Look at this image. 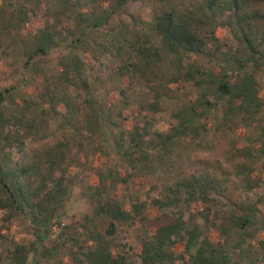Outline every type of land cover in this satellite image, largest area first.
Returning a JSON list of instances; mask_svg holds the SVG:
<instances>
[{
  "label": "trees",
  "instance_id": "obj_1",
  "mask_svg": "<svg viewBox=\"0 0 264 264\" xmlns=\"http://www.w3.org/2000/svg\"><path fill=\"white\" fill-rule=\"evenodd\" d=\"M13 1L0 2V44H4L3 52L7 51L6 54L11 49L21 48L24 63L29 64L57 45L60 23L48 18L36 32L22 35L18 30L27 19L28 0H20L18 4ZM57 1L59 8L53 11L52 16L58 21L66 19L69 23L66 29L72 35L77 32L72 39L73 46L83 43L109 54L108 60L101 62L107 76L113 78L128 73L140 76L145 80L151 103L158 102L164 95L173 97L175 93L170 85L179 79L191 82L199 91L195 104L176 112L177 122L167 133L150 130L149 122L133 125L126 131L127 144L122 155L132 168L147 166L150 151L154 148L161 149L158 159L163 162L161 157L168 153L169 143L175 137L198 134L199 128L205 125L194 124L188 117L189 114L196 117L198 108L223 102L221 121L215 127L222 138L231 129L230 122L235 116L246 122L264 110V97L260 95L256 76L264 66V0H149L153 16L151 29L170 54L168 73L162 65L165 61L163 53L158 46L142 38L135 21L109 23L112 14L125 0H108L107 7L99 11L92 9L88 15L79 11L75 17L68 13L72 11V0ZM74 1L94 4L101 0ZM86 27L98 32L100 39L90 37ZM218 27L227 29L233 42L227 44L222 41L216 33ZM225 45L228 46L227 51H223ZM220 54L231 67L220 64L216 69L205 67L196 59L205 58L218 64ZM59 63L62 70L39 95V101L48 103L53 109L58 104L65 107L66 113L52 136H37L41 126L34 115L29 116L22 110H6L3 93L7 89H0V210L4 212L5 219L15 213L28 215L37 228L33 241L11 244L7 255L9 264H26L31 253H46L43 241L49 236L50 225L59 224L57 216L65 192L61 181L54 177L56 171L63 172L68 166L73 144L68 131L98 111L93 86L83 75L82 59L67 53ZM30 106L29 101L24 104L25 109ZM30 134L34 137L28 139ZM249 140L258 142V150L247 145L238 146L234 141L196 143L193 153L199 160L200 170L168 175L164 190L174 198L183 194L186 201L228 206L236 223L248 235L263 230L264 198L252 206L246 205V194L237 175L250 172L258 156L264 152V125H259L258 133ZM166 161L171 162V159L166 158ZM153 201L162 206L170 204L172 199H151ZM147 202L146 199L134 201L129 210L117 205L107 206L108 202L101 205V210H108L112 216L105 232L113 234L115 220L142 219ZM256 212L260 214L259 219L253 218ZM199 236V226L194 224L187 228L181 215L173 221L161 223L150 238L142 241V263L172 262L176 257L172 247L177 242L183 241L185 250L189 251L196 239L198 244L194 252L189 253L191 264L228 262L221 246L208 236ZM90 240L88 245L83 241L79 244L86 264H129L124 253H113L110 240L98 230ZM259 242L263 246L259 261L264 263V240Z\"/></svg>",
  "mask_w": 264,
  "mask_h": 264
},
{
  "label": "rangeland",
  "instance_id": "obj_2",
  "mask_svg": "<svg viewBox=\"0 0 264 264\" xmlns=\"http://www.w3.org/2000/svg\"><path fill=\"white\" fill-rule=\"evenodd\" d=\"M11 1V0H9ZM20 0L13 1L14 3ZM1 2V0H0ZM72 11L68 13L75 17L79 11L89 14L92 9L99 11L109 5L108 0L94 4L83 1L71 2ZM27 19L20 25L18 32L28 35L43 27L49 18L59 22L61 33L57 37V45L47 54L37 57L29 64L24 63L21 48L6 54L4 44H0V89L3 93V105L6 110H22L27 115L36 117L41 126L37 136L41 134L54 135L55 129L66 113L63 104L53 109L48 103L39 101V95L46 84L54 82L57 72L61 71L60 59L67 53L78 55L83 61V75L93 86L94 98L97 101V114L90 116L86 122H79L68 132L73 138L69 151L68 166L62 171H56L54 179L64 186V193L59 215V224H51L49 236L43 241L47 247L45 254L30 255L26 264H86L81 254L80 242L84 245L91 243L90 236L98 230L110 240L113 253L122 252L129 264H143L140 251L142 241L150 238L158 225L175 220L179 215L187 228L194 224L199 226L200 236H208L215 244L221 246L227 256L226 264H264L259 261L263 251L260 240H264V229L246 234V231L236 223L228 206H216L200 201H186L184 195L176 198L164 190L168 175L177 172L191 173L200 170L199 160L193 153L196 143H212L217 140L234 141L236 145H247L258 150V142H252L259 131V125H264V110L252 119L243 122L240 116H235L231 129L225 137L216 131V124L221 121L224 104L218 101L206 108H198L197 116L191 120L194 124L203 123L198 134L189 133L175 137L169 143L168 153L158 159L160 148L150 151L149 164L132 168L122 155L127 144L126 131L133 125H143L149 122L150 130L167 133L172 124L177 122L176 112L187 105L195 104L199 94L198 89L189 81L178 80L171 83L175 95L162 96L158 102L151 103L145 80L138 75L128 73L119 77H109L102 69L101 62H106L109 54L83 43L73 46V35L66 29L69 23L66 19L54 20L52 13L59 8L57 0H28ZM135 21L142 38L148 39L159 47L165 57L162 65L168 73L169 53L161 44L159 36L151 29L153 20L149 0H125L112 14L109 23L118 21ZM90 37L99 40L98 32L86 27ZM217 35L222 41L233 42L231 34L224 27H218ZM223 51L228 46H223ZM194 58L193 55L190 56ZM205 67L227 65L220 54L218 64L205 58H196ZM259 92L264 97V66L256 72ZM31 102L28 109L26 102ZM190 112V111H189ZM188 112V113H189ZM110 117L113 120H110ZM69 134V133H68ZM43 135V136H44ZM220 136V137H219ZM34 134L28 135V139ZM162 154V153H161ZM15 157V153L13 154ZM171 159V162L166 161ZM237 179L245 194V204L254 205L264 198V152L252 165L251 171L237 175ZM52 185V183H51ZM172 199L170 204L158 206L151 199ZM147 200L142 219L123 222L115 220V231L107 234L105 231L112 216L108 210H101V205L120 206L130 209L134 201ZM0 210V264H9L8 249L15 241L28 244L36 237L37 230L28 215L15 213L5 219ZM253 218L259 219L256 212ZM198 240L186 251L184 242H177L172 251L176 255L172 262L162 264H191L189 253L194 252ZM74 257L77 259L74 260Z\"/></svg>",
  "mask_w": 264,
  "mask_h": 264
}]
</instances>
